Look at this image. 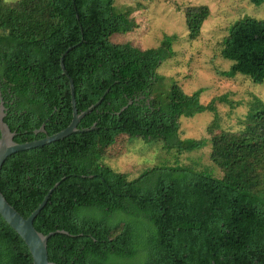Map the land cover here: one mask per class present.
<instances>
[{"label": "trees", "instance_id": "obj_1", "mask_svg": "<svg viewBox=\"0 0 264 264\" xmlns=\"http://www.w3.org/2000/svg\"><path fill=\"white\" fill-rule=\"evenodd\" d=\"M116 1L0 0V91L14 140H41L72 123L71 83L61 66L71 47L64 65L78 112L97 105L80 132L9 157L2 193L28 218L60 183L34 221L45 235L62 231L48 242L54 264H264V102L257 99L242 132L221 128L216 101L203 105L202 91L162 84L158 71L174 56L175 37L146 50L111 41L138 27ZM187 9L194 40L210 9ZM221 56L233 64L224 77L264 83V20L233 24ZM205 112L216 117L208 131L222 178L177 164L130 179L104 162L122 135L158 141L166 151L202 150L208 139H181L180 131L182 118ZM0 264H34L1 215Z\"/></svg>", "mask_w": 264, "mask_h": 264}, {"label": "rangeland", "instance_id": "obj_2", "mask_svg": "<svg viewBox=\"0 0 264 264\" xmlns=\"http://www.w3.org/2000/svg\"><path fill=\"white\" fill-rule=\"evenodd\" d=\"M14 4L20 0H2ZM207 6L210 15L204 22L200 36L190 38L187 28V8ZM118 11H130L138 27L131 33L114 34L111 41L130 43L142 50L157 48L165 37H175L174 56L165 61L159 71L164 87L178 85L188 95L202 91L200 102L209 105L216 101L214 113L205 112L193 118L181 119V139H208V146L192 153L166 151L162 144L144 142L127 135L120 136L105 152L104 162L130 179L154 166H189L222 178V171L212 162V135L208 129L214 120L221 128L242 132L244 119L257 99L264 102V83L238 75L233 79L223 73L233 65L221 56L225 39L233 24L252 17L264 20V4L253 5L250 0H117Z\"/></svg>", "mask_w": 264, "mask_h": 264}, {"label": "water", "instance_id": "obj_3", "mask_svg": "<svg viewBox=\"0 0 264 264\" xmlns=\"http://www.w3.org/2000/svg\"><path fill=\"white\" fill-rule=\"evenodd\" d=\"M73 49L71 47L68 49V51L62 56L61 59V66L64 71V75L68 76L71 83V90H72V104H73V121L67 127L65 130L52 135L47 136L44 139L41 140H35L32 142H26V143H18L14 140L16 133L12 132L8 124H6L3 120V113L2 116H0V175L1 171L3 169V166L7 159L11 157L14 154L25 152L31 149L44 147L46 145H49L51 143L64 140L68 138L69 136L80 132L81 130L78 129V126L88 113L92 112L97 105L91 106L87 111L83 113H79L77 106H76V99H75V87H74V81L70 78L65 65H64V59L68 52H70ZM96 125L92 127L91 129H95ZM90 129H85V131H88ZM40 132H45L44 126L40 130ZM60 183H58L49 193V195L44 199L43 203L28 217H23L16 209L13 207L6 199L4 194L2 193L1 187H0V215L1 217L6 221V223L12 227L24 240L26 245L28 246L34 260V264H54L50 262L49 260V251H48V242L52 236L55 234L62 232H52L48 235H45L43 233H40L34 226V221L37 218V216L40 214V212L44 209L46 206L49 196L52 194V192L59 186Z\"/></svg>", "mask_w": 264, "mask_h": 264}, {"label": "flooded vegetation", "instance_id": "obj_4", "mask_svg": "<svg viewBox=\"0 0 264 264\" xmlns=\"http://www.w3.org/2000/svg\"><path fill=\"white\" fill-rule=\"evenodd\" d=\"M7 101H5V99H4V97L2 96V93H1V91H0V116H2V113H3V120H4V122L6 123V121H5V118H7L8 117V113H7V111H8V106H7ZM7 124V123H6ZM9 126V125H8ZM0 137H1V135H0Z\"/></svg>", "mask_w": 264, "mask_h": 264}]
</instances>
